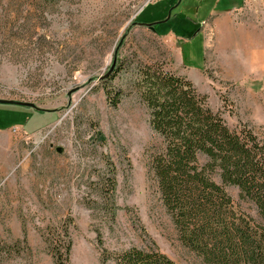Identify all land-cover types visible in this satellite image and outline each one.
<instances>
[{"label":"rangeland","instance_id":"obj_1","mask_svg":"<svg viewBox=\"0 0 264 264\" xmlns=\"http://www.w3.org/2000/svg\"><path fill=\"white\" fill-rule=\"evenodd\" d=\"M178 2L0 0V99L40 108L0 103V264H55L47 239L65 223L71 264H117L103 252L133 246L207 264L182 245L163 205L150 171L159 139L133 83L142 64H161L190 79L230 128L246 123L264 141V52L250 60L254 46L242 43L244 30L264 42V0ZM169 12L154 31L138 24ZM107 88L121 91L116 106ZM108 161L113 222L97 188ZM227 191L257 218L237 187Z\"/></svg>","mask_w":264,"mask_h":264},{"label":"trees","instance_id":"obj_2","mask_svg":"<svg viewBox=\"0 0 264 264\" xmlns=\"http://www.w3.org/2000/svg\"><path fill=\"white\" fill-rule=\"evenodd\" d=\"M133 85L159 139L150 171L182 245L207 264H264V141L246 123L230 128L190 79L161 64H142ZM120 93L107 88L113 106ZM107 165L97 188L101 209L113 222L119 209L117 174L111 161ZM228 186L255 205L257 218L235 208ZM47 244L55 264H71L69 224ZM103 258L117 264H177L156 246L104 251Z\"/></svg>","mask_w":264,"mask_h":264},{"label":"crops","instance_id":"obj_3","mask_svg":"<svg viewBox=\"0 0 264 264\" xmlns=\"http://www.w3.org/2000/svg\"><path fill=\"white\" fill-rule=\"evenodd\" d=\"M230 11H232V10L230 9ZM230 11H228V12H230ZM242 33H244V37L243 38L245 39V40L242 39V43L243 44H246V45L250 44L251 47L254 46L253 49L251 51H249L253 55V58H251L250 60H253L254 61V58L256 56V53H259V52L261 53V51L264 52V44H262L264 42H262L261 33L258 32L257 30L256 31L255 30H252V31L251 30H244ZM262 33H264V32H262ZM257 35H259L260 37L257 38V39L252 38V37H255ZM247 36L250 37V38H252V39L246 38ZM257 46H258L259 49L257 48Z\"/></svg>","mask_w":264,"mask_h":264},{"label":"water","instance_id":"obj_4","mask_svg":"<svg viewBox=\"0 0 264 264\" xmlns=\"http://www.w3.org/2000/svg\"><path fill=\"white\" fill-rule=\"evenodd\" d=\"M180 1H181V0H179V2H178L176 5H178V4L180 3ZM176 5H175V6H176ZM170 14H171V12H169L168 17H167L165 20L160 21V22H153V23H138V24H140V25H146V26H148L151 30L154 31V30H155V25L158 24V23H163V22H166L167 20H169V18H170V16H171ZM114 67H115V61H114V63H113L112 68L110 69V71H109L105 76L101 77V79L106 78V77L112 72V70L114 69ZM0 103H2V104H17V105H23V106H30V107H34V108L40 110V108H39L38 106H36L34 103H32V102H24V101L11 100V99H0Z\"/></svg>","mask_w":264,"mask_h":264}]
</instances>
